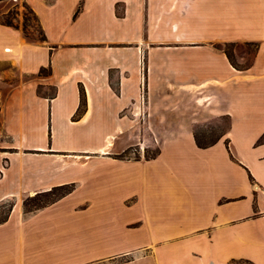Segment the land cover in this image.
Wrapping results in <instances>:
<instances>
[{"label":"crops","instance_id":"0c3cea01","mask_svg":"<svg viewBox=\"0 0 264 264\" xmlns=\"http://www.w3.org/2000/svg\"><path fill=\"white\" fill-rule=\"evenodd\" d=\"M24 1L46 40L0 22V201L14 199L0 224V264H41L33 219L71 193L34 212L23 196L79 184L111 163L139 171L130 177L134 223L86 231L93 252L82 264H159L158 243L192 238L208 245L197 264H264V0ZM227 43L238 55L240 44L254 45L249 64H234ZM156 81L164 106L176 99L170 89L180 99L179 122L163 110L157 130L179 133L156 156L100 153L105 133L151 130ZM221 118L227 130L200 146L196 127Z\"/></svg>","mask_w":264,"mask_h":264},{"label":"rangeland","instance_id":"374dc122","mask_svg":"<svg viewBox=\"0 0 264 264\" xmlns=\"http://www.w3.org/2000/svg\"><path fill=\"white\" fill-rule=\"evenodd\" d=\"M0 21L3 23L12 21L22 30L26 27L30 39L39 40L42 37L39 23L24 0H0ZM220 46L231 54L233 61L238 66L249 64L251 60L249 54L255 50V46L252 44H240L241 55H238L234 53L235 44L227 43ZM39 91L53 93L55 89L53 87H46L40 88ZM153 91L155 100L153 101L154 105L151 111V130L140 126L138 131L105 133L106 141L110 140L112 143L108 150H111L114 156L122 159H139L156 156L162 140L179 133L174 130H157V127L161 128L164 123L163 110L172 115V123L179 122V90L177 92L174 89H170L172 94L176 92L174 95L176 99L171 100L170 108L164 106L162 100L164 89L161 82L156 81ZM139 102V115H141L142 122L144 123L145 104L147 101L142 99ZM227 128L228 120L221 118L198 125L195 133L201 143H210L217 140ZM5 140L10 139L5 138ZM5 150L7 151V149ZM12 151L8 149V152ZM132 172L134 174L139 173V171H135L131 167H122L117 163L105 166L101 164L97 168L95 175L91 178L87 179L84 175L79 176V184L73 182L74 184L58 185L55 186L56 188H52V192L44 193L45 191H41L39 192L41 194L36 197H33L36 194L22 197L23 208L24 201L27 199L25 209L33 210L32 212H34L36 211L35 204H49L58 199L66 191L74 189L64 202L47 212L38 214L33 219L34 222L36 221L41 225L42 233L40 232V234H43L41 235L42 243L38 245L42 253L41 264L85 263L86 248H89L90 252H93L90 249L91 246L93 247V240L90 243L88 239L86 240V231L94 230L96 224L105 220L106 222H116L118 225L128 220H133L129 212V209L136 204L135 195L133 194L135 188H132L130 181ZM100 173H103V175L100 176ZM13 204V198H6L0 201V221L7 217ZM116 209L119 210L116 211ZM131 223H134V221ZM86 225H91L92 228L86 230ZM130 228L136 232L135 230H137L138 226H131ZM142 233L143 231L141 230L137 231L134 242L138 241L141 243L144 240V234ZM138 234L139 236L137 237ZM45 235H52L51 237H53L52 241L49 239L51 242L48 244L44 242L46 240L44 238ZM115 244L114 238L111 237L107 238L105 243H99V247H101L102 251H106L112 246L114 247ZM157 245L160 250L159 264H197L198 255L206 251L208 247L206 244L196 243L194 238L187 239L186 241L178 239L168 243H158ZM221 255L225 256L224 254ZM232 263L252 264L249 261H231L229 264Z\"/></svg>","mask_w":264,"mask_h":264},{"label":"trees","instance_id":"16d2710c","mask_svg":"<svg viewBox=\"0 0 264 264\" xmlns=\"http://www.w3.org/2000/svg\"><path fill=\"white\" fill-rule=\"evenodd\" d=\"M28 6H29V5H28ZM29 8H30V6H29ZM30 11H31V13L34 14V16H35L37 22L39 23L37 15L34 13V11H33L31 8H30ZM0 22H1V21H0ZM2 23H3V22H2ZM3 24L18 28V25H15L12 21H7V22H5V23H3ZM39 26H40V25H39ZM40 30H41V33H42V37H41L39 40H40V41H45V40H46V36H45V34H44V32H43V30H42L41 27H40ZM23 33H24V35H25L27 38L30 39V36H29V34H28L27 30H26V27L23 28ZM226 53H227L228 57L230 58V60L235 64V62H234L233 59H232L231 54L228 53V52H226ZM47 71H48V73H49V72H50V69L43 68V69L40 71V74H47V73H46ZM196 139H197V142H198V144H199L200 146H208L209 144H211V143L214 142V141H213V142H210V143H201V142L199 141V139L197 138V136H196ZM72 184H74V183H72ZM54 188H56V187H54ZM54 188H53V189H54ZM53 189H51V190H49V191H45L44 193L52 192ZM73 190H74V189L72 188V190H68V191H66V192L63 193L58 199H56V200L50 202L49 204H44V205L35 204L34 206H36V210L41 209V208H44V207H46V206H48V205H50V204H52V203L58 201L59 199L63 198L64 196L70 194ZM39 194H41V193H37V194H36L35 196H33V197H36V196L39 195ZM13 206H14V204L12 205V207H11V209H10V212H11ZM26 206H27V199L24 201V210H25V212H32V211H33V210H32V211H31V210H26V209H25ZM10 212H9V214H10ZM9 214L7 215L6 218H4L2 221H0V224L3 223V222H5V221L8 219ZM232 264H233V263H232Z\"/></svg>","mask_w":264,"mask_h":264},{"label":"bare ground","instance_id":"6f19581e","mask_svg":"<svg viewBox=\"0 0 264 264\" xmlns=\"http://www.w3.org/2000/svg\"><path fill=\"white\" fill-rule=\"evenodd\" d=\"M111 138H112V137H111ZM107 143H109L107 147H105V148H101V149L98 150L100 153H102V154H105V153H106V154H107L108 149H109V146L112 145V143H111L110 140H109ZM98 151H97V152H98Z\"/></svg>","mask_w":264,"mask_h":264}]
</instances>
